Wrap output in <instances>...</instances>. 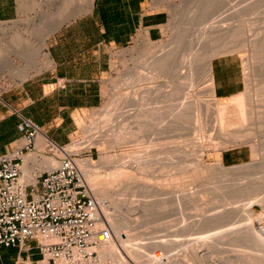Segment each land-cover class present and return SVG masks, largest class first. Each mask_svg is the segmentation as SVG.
Instances as JSON below:
<instances>
[{"label": "rangeland", "instance_id": "obj_1", "mask_svg": "<svg viewBox=\"0 0 264 264\" xmlns=\"http://www.w3.org/2000/svg\"><path fill=\"white\" fill-rule=\"evenodd\" d=\"M33 1V11H25L21 8L20 3V15L17 19L0 22V48L6 51L3 55L0 54V62L10 54L17 63V67L23 68L26 63L18 57L17 50L23 51L31 47L38 49L41 31L51 27L54 20L61 14L67 0ZM227 1L167 0L169 21L164 37L153 42L137 35L127 47L110 51V71L101 82V105L83 113L77 121L75 120V127L70 139L63 145L58 144L67 147L69 151L74 145H78L74 147L75 153L85 157L84 161L92 160L95 163L87 181L92 189H95V197L101 200L100 214L105 228L108 229L110 236L122 252L120 238L113 232V225L116 222L126 221L128 225L122 229V236L128 237L130 243L143 246L141 260L144 264H211L212 261L222 260L225 261L224 264H244L241 256L243 257L245 254L264 257V169L247 167L240 173L237 171L225 175L217 167L216 160V156H219L225 169L250 166L256 160L253 159L252 148V144L256 145V143L263 144L261 155L259 154L257 159L264 158V127L258 130L257 127L249 124L251 129L252 127L254 130L256 129L255 132L250 129L251 133L246 126L248 124H243L242 129L240 125L237 126L239 122L232 120L231 125H236L232 129H236L232 130L229 127L228 129L235 133L240 128L237 135L243 133L242 135L248 136L249 134L246 133H251L250 140L246 136L245 138L242 136V139L249 140L251 144L240 142L227 150L219 145L220 142L222 143V139L217 140V133L210 132L213 125L212 116H214L212 108L218 99L210 93L213 87L212 81L209 76L205 75L203 59L206 53L212 51L216 46H227L226 49L228 48L229 51L221 55L236 54L242 60L244 82L242 94H249L248 98L250 95L254 98L256 92L259 95L261 87L259 84L264 82V45L260 50L256 49L254 52L251 45L247 44H250L251 39H254L252 42L258 41L256 38L264 39V0H230L231 6L236 4L231 8L228 7ZM82 3L84 0L72 1L71 11ZM233 26L234 28L238 27L235 36L221 37L223 31L225 32ZM214 28L217 29V35L209 34L208 32ZM221 32L222 34L219 36ZM201 34L209 40L204 38L202 41L205 40V42H200ZM51 36L47 40V47ZM19 38L20 42L16 40ZM179 38L187 39L182 41L181 49H192L187 53H190L194 59L193 67L191 66L193 70L190 71L191 68L183 65L181 72L183 76L189 75L188 77L193 73L194 77L196 76L193 82L197 81L193 83V86L188 80H182L183 85H181L178 97L180 101L193 99V103L196 102L198 107L206 105L211 107L208 113V122L211 124H208L209 133L197 131L191 126L193 130L189 125L188 130L177 131L172 135H155V133L145 131L140 133L138 138H129L125 143L111 148L103 149L93 144V140L97 137L105 136V139H111L110 137L106 138V135L112 134L115 126L118 125L117 121L124 122V117H119L123 116L121 113L126 110L124 108H130L129 98L138 97L136 91L140 89V83L148 84L147 81H145L146 83L138 81L141 70L144 72L143 66L148 65V61L150 62L156 55L173 49L174 42L176 43ZM191 38L196 39L193 40L194 42L192 41V48L188 45ZM181 39L178 41L180 42ZM195 43H198V46ZM211 45L212 47H210ZM235 49L237 50L234 52ZM45 54H47V49H44L39 59V66L28 76L17 77L12 73L4 75L5 78L0 81V95L21 84L24 80L44 72L49 66V63L44 60L47 58ZM135 67L137 69L143 67L140 68L141 70L139 69L140 75L138 74L137 77L132 74L136 71ZM190 72L192 73L190 74ZM165 81L162 79L157 83H151L150 86L167 84L168 82ZM256 89L258 91L255 92ZM185 97L189 98L185 100ZM127 98L130 102L126 100ZM126 125L123 130L121 129L122 132L135 131L133 124ZM237 127L239 128L237 129ZM245 127L249 132L244 131ZM131 128L133 129L131 130ZM240 130L242 131L239 133ZM213 142L217 144V149L214 148ZM44 145L39 150L38 162L34 165L31 175L32 180H35L38 170L50 169L47 165L48 160L58 162L57 158L52 156L50 147H46V143ZM170 149L171 152L167 154ZM172 150H176V152H172ZM29 153L24 152L23 156V181L28 178L25 175L28 156L36 154L34 151ZM107 155L117 157L123 155L126 156V160L118 165L102 166L98 161ZM58 156L62 157L61 154ZM140 159L143 162L152 161L151 165L146 163L151 169L148 166L147 170L139 168L138 160ZM169 164H173L172 169H162L163 165ZM244 186H248V188ZM243 188L244 190L248 189L244 191L246 194L249 190L255 194L253 193L252 196V192L249 191L251 195L248 196L239 192L243 191ZM248 227L250 229L255 227V230L263 228V232L258 231L252 234L253 230ZM247 231L252 236L250 234L248 236ZM142 261L139 263V261L130 260L124 256V262L127 264H143ZM124 262L119 264H124ZM96 264L100 263L97 261Z\"/></svg>", "mask_w": 264, "mask_h": 264}, {"label": "crops", "instance_id": "obj_2", "mask_svg": "<svg viewBox=\"0 0 264 264\" xmlns=\"http://www.w3.org/2000/svg\"><path fill=\"white\" fill-rule=\"evenodd\" d=\"M20 3L25 11H33V0H0V22L17 19ZM91 5L50 35L44 58L49 66L44 72L0 95V155L22 146L23 134L18 130L22 118L40 128L46 147L47 138L56 144L66 143L75 120L101 105V82L110 71V51L127 47L137 35L153 42L164 37L169 21L167 0H93ZM210 68L215 98L242 94L241 57L216 56ZM44 144L39 146L37 138L36 155ZM37 162V158L30 162V173H25L33 183ZM41 259L35 241L0 248V264H38Z\"/></svg>", "mask_w": 264, "mask_h": 264}, {"label": "bare ground", "instance_id": "obj_3", "mask_svg": "<svg viewBox=\"0 0 264 264\" xmlns=\"http://www.w3.org/2000/svg\"><path fill=\"white\" fill-rule=\"evenodd\" d=\"M72 1H75V0H67L65 2V4L63 5L61 14L59 15V17L56 20H54L51 27L41 31L40 45H39L38 49H34L33 47H31V48L28 47L29 49H25L23 51L22 50L19 51V49L17 50L18 57L21 58L22 61H24L26 63V65L23 66V68L17 67V63L14 61L13 56L10 54L7 56V58H5V60L0 62V81H1V79L5 78L4 75H6L7 73H12L17 77H26L29 74H31L32 72H34L35 68L38 67L40 64L39 59L42 56L44 49L46 48V41H47L48 37L54 31L58 30L64 23L69 21L72 17L85 13L86 8L89 9V7L92 6L91 4H92L93 0H84V3L76 6V8L73 11H71L72 10V8H71ZM229 1L230 0H228L226 2V3H228L227 5H229L228 6L229 8H231L232 6L233 7L236 6V4L235 5L232 4V6H231V4H229ZM215 28H214V30H212L208 33L212 34V35H217L216 34L217 29H215ZM236 28H234V26H233L232 28L227 29L225 32L223 31L222 36H221V34H222V32H221L219 34V36H221V37L225 36V38L229 35L235 36L237 34V31H238V27H236ZM220 31H221V29H220ZM220 31L218 30V32H220ZM204 33H205V31H204ZM204 33H203V35L205 36ZM200 37H201L200 42H205V40H209V38H207V39L205 38L206 36L203 37L202 34ZM184 38H186V37H184ZM195 38H191V40L189 41V44L187 43L188 45H190L189 47H191V48L193 47L192 46L193 42H194L193 40H196ZM204 38H205V40L202 41ZM227 38H230V37H227ZM231 38H233V37H231ZM262 38H263V36H262ZM176 39H177V37H176ZM179 39H181V38H179ZM182 39L180 40V42L178 40H176L177 42L176 43L174 42V48L173 49L171 48L170 50H168V52H162L161 54L156 55L153 59L151 57L152 60L150 62L148 61V65L143 66L141 64L144 67V72H142L143 70H141L143 67H138V69L135 67L136 71L134 70L135 73H132V74L137 77L138 74L140 75V70H141V76L139 77L140 79L138 78L139 79L138 81L139 82L147 81L149 86H148V84L145 85V84L140 83L139 84L140 89L138 91H136V92H138L137 93L138 97H135V98L130 97L129 99L131 102L128 100V98L126 99L127 101L130 102V104H128L130 108L129 109L124 108L126 110H124L121 113V114H123V116L120 115V117H119V118L124 117L123 118L124 120L122 119L124 122H121V120H120V122L117 121L118 125L115 126V129L113 130L112 134L106 135V138L110 137L111 139H109V140L105 139V136H103L104 138L103 137H97L93 140V142H94L93 144H95L96 146H100L103 149L104 148H111V147H115L116 145L118 146L120 144L125 143V141L129 138H134V137L138 138L140 136V133L145 132V131L155 133V135H168V134L172 135V134H175L177 131L188 130L187 128L189 125H190V127L193 126L195 128V130H197V131L198 130L202 131V132L205 131L206 134H207V132L209 133V130H207V129H208V126L211 124H209V122H208V113L210 112L211 107L209 105L203 106L205 108L198 107L199 105L196 104V102L193 103V101H192L193 99L189 100L188 99L189 97L186 98L188 95L190 96L189 93H188V95L186 94L187 96L185 97L186 98L185 100L188 99V101H180V98L178 97L179 93L181 92L180 91L182 88L181 85H183L181 83L182 80H186V81L188 80L191 85H193V83H195L197 81L195 79L196 81L193 82V80L196 76L194 77L192 72H190V74L192 73L190 77H188L189 75L183 76V74L181 72L183 65H187V68L189 67V69H190L191 66L193 65L192 61H194V59H192L193 57H191L192 55L190 53H187L188 51L192 50L191 48H190L191 50H182L181 49L182 41L187 40V39H184V40H182ZM256 39H258V41L252 42V40H254V39H251L250 44H247V45H251L252 49H254V52H256L255 51L256 49L260 50L262 45H264V39H261V38H256ZM16 40H18V42L21 41L20 38L16 39ZM200 42H199V44H201ZM197 44H196V46H198ZM32 45H34V44H32ZM27 46H29V45H27ZM218 46H216L214 49H212V51L210 50V52L206 53V55L204 54L205 57L203 58L205 61V67H204L205 75L209 76L210 80H212L211 75H210L211 60L215 56L221 55V54L229 51L228 48L226 49L227 46H223V45L222 46L218 45ZM210 47H212V45ZM231 47H230V49H231ZM248 47H250V46H248ZM252 49H251V51H252ZM236 50L237 49H235L234 52ZM4 52L6 53V51H4L2 48H0V54L3 55ZM218 53H220V54H218ZM195 57H197V56H195ZM200 60H202V59H200ZM145 67H147V68H145ZM260 69H262V68H260ZM137 70H139V71H137ZM191 70H193V69L191 68L190 71ZM162 79L166 80L168 83L167 84L164 83V84H161L159 86L157 84L153 87L150 86L151 83H157L159 80H162ZM172 84L174 86H171ZM190 84H189V86H190ZM134 85H136V84H134ZM259 87H260V89L258 88L259 89V95L256 92V91H258V89L254 90L256 92L254 94L255 95L254 98H252L253 96H251V95H250L251 98H250V96L248 98L249 94L245 95V93H244V95L240 94V95L235 96V97L230 98V99H218V102L213 106L214 107V108H212L214 111V113H213L214 116H212L213 117V121H212L213 125H212V128L210 129V132L211 133L212 132L217 133V135H218L217 140L222 139V143L220 142L219 145H222L221 147H223V149L227 150L228 148H230L234 145H237L240 142L243 144H251V142L249 141L251 138H249V137H251V133H252L251 130H254L253 127L251 129V126L257 127L258 130H261L264 127V125H263L264 124V82H261L259 84ZM163 89H165V90H163ZM210 93L214 97L213 87L210 90ZM157 95H159V96H157ZM156 96H157V99H156ZM246 96H247V98H246ZM252 99H254L255 101H253ZM126 100H125V102H127ZM249 100H251V101H249ZM124 114H125V116H124ZM232 120H236L237 122H239L237 126L240 125L241 126L240 128H242L243 124H248V125L250 124L251 125V126L249 125L250 128L248 127V125H246V126L251 133H246V134H249L248 136L242 135L243 133L242 134L240 133L242 130H240L239 131V133L241 134V137H240L239 136L240 134L239 135L236 134L238 132V130L240 129L239 127H237V129L239 128L237 130V132L234 130L235 131V133H234L232 130L236 129V128L232 129V127H236V125L235 126H234V124L231 125V123L233 122ZM127 122L130 124V126L133 124V128L136 132L130 131V133L129 132L124 133L121 131V129L123 130L124 127L127 126L126 125V124H128ZM190 127H189V129H190ZM193 127H191V129H193ZM228 127H229V129H232V130L230 131L228 129ZM133 128H131V130ZM247 128L244 129V131L246 130L247 132H249L247 130ZM255 130H254V132H255ZM263 131H264V129H263ZM234 134H236V135H234ZM211 136H213V135H211ZM242 136H244V138L246 136L247 138H249V140L242 139L243 138ZM37 138H38V145L39 146H42V144L46 143V140H45L44 136L42 135V133H39L36 137V140H35V148L37 147V145H36ZM170 138H173V137H170ZM212 141H214V140H212ZM170 144H172V143H170ZM213 145L215 146L214 148L217 147V144H214V142H213ZM262 145H263L262 143H259V144L256 143V145L252 144L253 155H254L253 159H256V160L250 166H248V165L247 166H236V167H232L230 169H227V168L225 169L221 164V159L219 158V156H216V160L218 163L217 167L220 169L221 172L225 173V175H227L228 173L237 172V171L240 173V171H243L245 168L247 169V167L252 168V169L253 168L254 169H258V168L264 169V165H262L264 163V158L262 157L259 160L257 159L259 154L261 155V151H262L261 146ZM75 146H78V145H74V147ZM74 147L71 149V151H69L67 149V147H64V151L69 153V154L81 155V154L75 153ZM259 147H260V150H259L260 153H258ZM262 148H263V146H262ZM37 152H38V149H37ZM170 152H171V149H170V151H167V154H169ZM172 152H176V150H172ZM58 155H60V154H57L56 156H53V157L57 158V160H58L59 158H61ZM37 157H38V155L34 154L27 159L25 173H28V174L30 173V168H29L28 164L30 162H35ZM125 160H126V156H123V155L120 157H117L114 155L113 156L107 155L105 157H102L98 162H100V164H102V166L103 165L109 166V165H118L119 163L124 162ZM149 161L150 160H148V162H143L142 159L138 160V162H140L139 168H143V170H144V168H146L145 170H147L148 167L150 168V166L146 165V163L147 164L150 163V165H151V163H153V162L152 161L149 162ZM153 161H155V160H153ZM58 162H59V160H58ZM58 162L55 160H53V161L48 160L47 165L49 166L50 169L49 170H38L37 174L35 176V181H36L37 176L41 172L56 169V167L58 166ZM78 163H79L78 165H79L80 169L82 170V174L84 176V181L87 184L89 191L93 195V198L95 199V201L100 206V208H99V216L100 217H99V220L97 222V228H105L103 219L101 218V214H100L101 213V203H100L101 200L97 199L95 197V194H94L95 189H92L89 182L87 181L89 176H90V171H91V169H93L95 163L92 162V160L84 161L83 158L79 159ZM96 164H97V162H96ZM23 165H24V163H23ZM165 168H169V169L171 168L172 169L173 164L163 165L162 169L165 170ZM180 168L182 169V167H180ZM183 168L186 169V167H183ZM174 169H175V167H174ZM22 176H23V166H22V173H21V176L19 179L20 182L23 185H26V184H24L25 182L28 185H30L31 183L35 184V182L33 183V181H30V179H26V180L24 179V181H23ZM244 187H246V186H244ZM246 188H248V186ZM249 189H251V188H249ZM247 190H244V188H243V191H239V192H243L245 195H248V196H250L252 194V196H253V193H254L253 191L249 190L250 193L252 192L251 194L249 193V191L247 194L244 192ZM127 225L128 224L126 221L116 222L113 225V232L120 238V247H121L122 252H120L117 244L114 242L112 237L109 236L107 241H105L96 250V254L98 253L97 254L98 257L96 256V263L98 261L100 264H119L121 262H124V256L130 260L139 261V263L142 261L141 257H142L143 249H144L143 246L130 243L128 237L122 236L121 231L123 228L127 227ZM252 228L253 229L249 228L250 230H253L251 232L252 234H255L258 231L263 232V228L260 230H257V229L255 230L254 229L255 227H252ZM249 229H248V231H249ZM248 231L246 233L249 236L250 233H248ZM235 233H236V231H235ZM250 236H252V235L250 234ZM146 248H147V246H146ZM146 248H145V250H146ZM241 258H242L241 260H242V262H244V264H264V257H257L254 255L245 254V255H243V257L241 256ZM152 261H153V259H152ZM155 262H158V261H155ZM224 262L225 261H223V260L218 261V262L212 261L211 264H224ZM61 264H63V263H61ZM124 264H127V263L124 262ZM143 264H144V262H143ZM155 264H157V263H155Z\"/></svg>", "mask_w": 264, "mask_h": 264}, {"label": "built area", "instance_id": "obj_4", "mask_svg": "<svg viewBox=\"0 0 264 264\" xmlns=\"http://www.w3.org/2000/svg\"><path fill=\"white\" fill-rule=\"evenodd\" d=\"M22 146L0 155V248L35 241L38 264H96V250L110 236L97 228L100 206L84 181L78 160L50 141L52 156L61 154L56 169L41 172L35 184L20 182L24 152H31L41 130L22 118ZM233 264V263H227Z\"/></svg>", "mask_w": 264, "mask_h": 264}]
</instances>
